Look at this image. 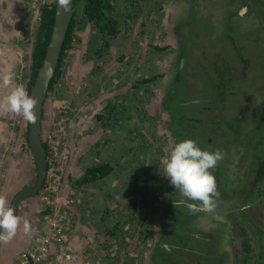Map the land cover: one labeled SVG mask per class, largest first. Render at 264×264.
<instances>
[{
    "label": "rangeland",
    "instance_id": "374dc122",
    "mask_svg": "<svg viewBox=\"0 0 264 264\" xmlns=\"http://www.w3.org/2000/svg\"><path fill=\"white\" fill-rule=\"evenodd\" d=\"M53 1L0 0V72L11 68L17 75L16 83L22 84L27 92L38 22L32 16L39 13L41 5ZM111 1L118 14L117 28L125 34H119L116 46L110 43L109 65L115 64L118 51L127 55L128 61L131 55L135 57L134 68L142 60L137 74L139 88L134 91L135 97L123 96L125 100L119 103L118 112L111 109L114 112L111 119L99 115L105 104H118L121 97L115 94L123 87L122 79L130 77V69L123 68L119 75L113 72L105 82L107 85L99 83L103 70L92 63L96 62V54L102 53L97 50L100 38L91 24L79 20L43 106L40 135L49 153L47 180L20 216H26L37 233L56 225L64 237L60 228L64 223L71 228L72 237L83 238V250L77 247L80 251L75 254L72 250V255L77 257L75 264H152L150 253L158 240L157 220L161 211H168L163 187L172 186L165 176L163 161L174 146L159 133L164 122L159 108L162 88L172 85L171 90L179 99L188 101L198 97L200 103L196 106L199 109L188 105L177 111L176 116L186 113L209 123L223 120L221 124L227 122L229 132H234L235 114L245 118L246 130L238 128L233 135L236 133L235 139L239 141L240 133L246 134V139L241 140L246 149L243 150L244 145L241 149L238 144H231L227 154L225 143L230 139L225 137L219 138L217 147L224 153L222 163L226 162L231 173L235 172L233 185H227V189L241 191L225 202L220 196L216 198L218 207L198 218L199 229L195 232L217 240L213 244L215 264H247L240 241L249 237L257 241L264 235L261 232L264 188L260 196L255 195L254 188L251 200L243 196L246 186L248 191L252 188L247 183V157L254 151L264 152V0L257 6L252 0ZM81 3L79 0L80 11ZM78 15L81 18V13ZM24 20H29L31 25L26 33H21ZM101 56L105 58L104 53ZM242 71L245 77L241 76ZM247 76L257 78L248 90ZM222 77L243 88L230 94L237 103L221 101L222 94L228 98V93H220L210 82ZM9 91L0 87V100ZM115 120L112 125L108 123ZM26 133V120L0 111V165L4 166L0 172V182L4 184L1 192L10 190L9 176L14 177L17 171H6L10 163L19 160L20 151H27L28 171L32 170L30 173L34 175L31 155L24 147ZM104 163L112 166L107 176L71 188L70 180L76 179L85 168ZM213 172L216 175L217 171ZM141 180L147 184L143 193H139ZM243 199L246 203L240 207ZM59 217L64 218L61 224L54 220ZM242 227L246 229L244 235L240 231ZM33 231L29 235L35 240L39 235ZM18 237L17 234L7 245L0 244L2 264H16L25 250L26 247L16 256L19 246H16L18 250L11 249L15 248Z\"/></svg>",
    "mask_w": 264,
    "mask_h": 264
},
{
    "label": "trees",
    "instance_id": "16d2710c",
    "mask_svg": "<svg viewBox=\"0 0 264 264\" xmlns=\"http://www.w3.org/2000/svg\"><path fill=\"white\" fill-rule=\"evenodd\" d=\"M80 9L83 13V16H85L90 23L94 24L98 31L102 33V35H114L115 33H117L118 21L116 20V18L118 17V14L114 13L115 8L109 0H82ZM44 13L47 14L44 15L45 18L43 20V28H45L46 32L48 33L51 29V24L53 20V9H51L50 11L44 10ZM72 24L73 18L70 19L65 40L60 53L59 62L61 60L65 47H67V45L72 39ZM45 38L47 39V34L45 35ZM229 38L231 40V45H233L234 42L232 41V38ZM45 42L43 43L40 41L36 44V48L33 53V57L34 60H36V63L33 67L32 78L35 76L36 70L39 67V63L44 54ZM58 66L54 73L55 76L52 80L51 85L53 84L56 76L59 73ZM177 69L179 70V68ZM240 73H242L241 76L245 75L244 71ZM178 79L179 78H176V80ZM222 79L223 77L220 80L210 81L214 86H216V88H218L216 90H219L220 93H228V98H226V96L222 94L221 101H225L227 99L232 101L233 104L237 103L234 101L235 97L230 96V94H233L232 92L234 90L236 92H241L242 87H235V85L233 84L235 81H233L232 83L230 80L227 81ZM217 82H219L220 84H218ZM228 88H230L231 91L228 90ZM234 118L237 121H235ZM232 119V126L234 127V132L238 131V128L246 130L245 118H240L237 114H235ZM212 120H215V118H213ZM222 121L215 120L211 123L206 122L205 120H198L194 122H181V124L184 123L183 125L190 124L193 126L194 129H196L195 133L194 131L192 132L194 136L189 135L185 139L196 140L202 150L215 151L219 146V138L225 137L230 139L229 143H225V151L227 152V154L228 148L231 144H238L237 147H241L242 149L244 144L241 145V140L246 139V134L244 135L241 132L240 135L242 137L239 141H237L235 139L236 133L233 135L234 132H229L227 130L228 127L226 126L227 122L222 125ZM222 126L225 129H223ZM206 128H208V133L204 134L201 139L197 138L196 135L201 131H205ZM220 130L223 131L219 132ZM187 133L188 132L183 134L177 133V135L181 136L182 139H184ZM208 138H211V143L212 141H214L215 138L216 144H208ZM245 149L246 146L244 145L243 150ZM247 159L249 161H247V183L251 185L252 188L248 191V188L246 186L247 192L243 196L251 200L250 197H252L253 195H251L250 193L254 188L256 191V196H260V193L264 188V152L260 154L259 151H254L251 157L248 156ZM111 170L112 166L109 163L96 164L85 168L81 175H78L76 179L70 180L71 188L101 180L102 178L107 176ZM213 170L217 171L216 175L214 174ZM213 170L211 171L213 172L216 178L217 189L219 192H221L219 196L220 199H223L222 202L227 201L230 196L235 197L238 193H240L241 190L239 188H235V190L227 189V185H233V176L235 175V172L231 173V170L227 168L226 162L224 164L222 163V161L218 162L216 168ZM250 174L252 175V177L250 176ZM163 188L164 193L166 195V199H164V204L167 206L168 211H161V215L157 220L158 240L154 245V249L150 253L151 261L154 264H215V260L217 259V257L214 255L213 244H217V240H211V235H206L204 232H202L204 234H196L195 232V230L199 229L198 218L203 215V213L206 214V212L190 214L187 208L184 206H177L175 208L174 203L181 199L179 192L175 190L174 186H164ZM146 189L147 184L144 180H141V182L139 183V193L146 192ZM170 192H173L174 194H171ZM243 201L244 204H242L240 207H243L245 205L246 199H243ZM218 204L219 202L216 199V206L214 211L218 207ZM245 230L246 229L244 227L240 229L242 235L245 234ZM263 230L264 228L261 229L262 234H264ZM240 243L242 249L244 250L243 256L247 264H264V235L259 236L257 241L251 240L250 237L247 238V240L245 238H242Z\"/></svg>",
    "mask_w": 264,
    "mask_h": 264
},
{
    "label": "flooded vegetation",
    "instance_id": "af4514ba",
    "mask_svg": "<svg viewBox=\"0 0 264 264\" xmlns=\"http://www.w3.org/2000/svg\"><path fill=\"white\" fill-rule=\"evenodd\" d=\"M78 1L79 0H73L72 1V4H71V13H72L71 19L73 18V24L71 26L72 27V32L78 26V21L81 20V19H84L85 22H86V25H90L91 24L93 26V28L95 29L96 34L100 38L99 39L100 45L97 48V50H100V52H102V53H97L96 54V58H94V61H96V62H93L92 61L93 62L92 64L93 65L95 64V66L97 67V69L103 70V72H102V78L99 80V83L105 84V82L108 80V76H111L113 74V72H115V73H117L119 75L121 73L120 71H123V68H125L124 70L130 69L129 70L130 77L129 78H126V79H124V78L122 79V81L124 82L123 87L121 86L122 88L117 89V93L115 94L116 97H121L118 100L119 102L118 101L116 102L118 104H115V102H114V104L113 103H111V104L110 103L109 104H105L104 105V108H102L103 110L101 109V111H99L100 112L99 115L101 117L103 116V117L106 118V117L109 116V118L111 119L113 117V115H114V112H118V110L120 109L119 103H122L125 100V98L123 96H127V95L130 96L129 94H132V96H134V91L138 90V88H139V85H138L139 84L138 83L139 80L137 78L138 77L137 74H138V72L140 70V65L143 64V61L141 60L140 61V64H137L136 68H134L132 61H133V59H135V57L133 55L129 54V56L131 55L130 56L131 61H128L127 60V58H128L127 55H125L123 53H122L123 55H121V53H119L120 51H118V52H116L117 57H116L115 64H110L109 65V63H110V61H109L110 57H108V49H109V47H111L110 46L111 45L110 43H113L114 42V44L116 46L118 44V41H119V34H121V33L125 34V31L124 30H120L119 28H117V33H115L114 35H102V33H100L98 31V29L96 28V26L94 24L90 23L87 20V18L85 16H83L82 11L79 10ZM109 1L111 2V4H113V1H111V0H109ZM81 2H82V0H81ZM252 2L255 5L256 4L258 5V4H261L262 0H252ZM113 7H114V5H113ZM72 8H73V10H72ZM51 9H53V20H54V10H55L54 1H53V3H50L49 5H46V6H42L41 5L39 7V9H38L39 10V13L38 14H35L34 16H32V18L34 17L36 20H38V22H37V25H36L37 27H36V34H35V44H34V47H33V51L31 53V57H32V65H31V69H30L31 74L29 75V81L27 82V84H28L29 87L32 84L33 79L35 77L34 76L32 78V71H33L34 64L36 63V60H34V57H33V53H34V50L36 48V44L39 43L40 41L44 43L45 40H46V42H45V47H46V44L49 41V38H50V35H51V32H52L53 20H52V24H51V29H50V31L48 33L46 32L45 28H43V20L45 18L44 15L47 14V13H44V10L50 11ZM78 12L81 13V18H79L80 16L78 15ZM114 13H117V11L115 10ZM128 13L131 14V11L129 10ZM147 21L149 22V19L148 18H147ZM9 22H10V19H9ZM29 25H31L30 21L29 20H24V22L22 23V27H21L22 29L20 28V32L21 33L22 32L23 33H26V29H27V27H29ZM148 28H149V25H148ZM46 34H47V39L45 38V35ZM72 38H73V36H72ZM114 44H112V45H114ZM65 50H66V47H65L64 51ZM64 51H63V53H64ZM44 52H45V48H44ZM93 53H96V50ZM103 53L105 55V58H103V56H101ZM124 55H125V57H124ZM43 56H44V54H43ZM43 56H42V58H43ZM42 58H41V61H42ZM102 59H103V61H102ZM41 61L39 63V66L41 64ZM136 61H137V59H136ZM181 67H182V65H181ZM164 68H166V66H164ZM248 69H249V67L247 65V70ZM179 71H180V69L178 70V72ZM36 72H37V70H36ZM54 76H53V79H54ZM254 77H256V76H254ZM149 79H151V78H149ZM256 79L257 78H251V77L248 78V76H247V90L249 88L253 87V82L252 81H254ZM120 80H121V78H120ZM174 80H176V78ZM148 82L150 83L151 80H147V83ZM29 83H30V85H29ZM51 83H52V81H51ZM51 83H50L49 89L52 86ZM176 83H177V81L174 82V85ZM105 85H107V84H105ZM249 85H250V87H248ZM171 87H172V85H171ZM171 87L168 86V85H165L162 88V94H161L162 100H160V106H159V108H160L161 114L164 116V122L161 125L162 128L159 127V130H160L159 133H160L161 137H164V138H162L164 141L167 138L168 140H170L171 146H174L177 142L183 140L181 136L177 135V133L183 134V133L188 132L187 135H186V137H184V139H185L189 135L194 136L192 132L194 131V133H195V131H196V129H194L192 125H190V124L183 125L184 123L181 124V122H185V121L194 122V121H198L199 120V119H197L195 117H192V116L189 117L184 112H183L184 113L183 116H180V117L179 116H176L175 113L177 111H182L188 105L190 107H193L194 109H196L197 108L196 106L200 105V103H199L198 97L193 98V99L188 100V101L187 100H181V99H179L178 98V95L175 94L171 90ZM258 95H260V94H258ZM262 97H264V95ZM244 101H246V106H247V98H245ZM109 106H110V108H109ZM112 108L115 109L114 112L111 111ZM197 109H199V108H197ZM246 109H247V107H246ZM116 117H117V115H116ZM161 119H163V118H161ZM113 122H116V120L115 121H109L108 123H110V125H112ZM219 132H222V130H220ZM207 133H208V128H206L205 131L199 132L196 136H197V138L201 139V137H203V135L204 134H207ZM25 141H26V146H24V147L26 148V150L28 149V151H29V153L31 155V158H32V160L30 161V164L32 162L33 165H34V175L30 173L32 170H29L28 171L29 164H28V159H27V155H26L27 151H25L23 153L20 151V154H19V157H18L19 160H17L16 163H13V164L10 163L9 166H8V168H7V171H6V172H9V173L12 170L17 171V173L14 175V177H12L11 174L9 176L8 182L10 183V185H9L10 190H7L5 192L3 190L1 192L2 185H3V188H4V184H3V182H0V193L1 194H5L7 192L5 195L7 196V199H8V202H9V205L10 206H11V203H12L14 197L16 196V194H18L19 192H22L25 189H27V190L29 189L30 190L33 187V184H34L35 179H36L35 161H34V158H33L32 154H31V151H30V149L28 147L26 137H25ZM207 143L208 144L211 143V138H208V142ZM214 143H215V138H214V141H212L211 145H214ZM43 146H44L43 154H44V157H45L46 163H47L44 181H43L41 187L35 193L31 194V196L27 197L26 199L21 200L17 204L16 210H15V212H16L17 215H20L21 213L23 214L22 209L24 210L25 207H28L30 205V201L35 200V198H37L38 194L41 192V190L45 186V182H46L47 176H48V166L50 164L48 162V160H49V153L47 151L46 146L43 144L42 145V148H43ZM5 149L6 148L1 149V151L3 152ZM2 162H4V161H2ZM33 165L31 164V166H33ZM2 170H4V166H2V164H1L0 165V172ZM28 172L30 173V175L28 174ZM161 191H163L162 188H161ZM49 232H50V229H46L45 233L48 236H50V233ZM45 233H44V235H45ZM39 236H41V235H39ZM33 240L34 239L29 238L28 239L29 242H27L25 244V246L23 247V249L27 245H29ZM64 242H65V237H62L61 238L60 243L52 242V245L48 247L47 253L44 255L43 261L41 263H43L44 260L46 259V257H49L52 253L54 255L52 259H53V261L55 263L58 262V264H59V261H60L59 259H60L61 256L64 257L62 259H65V260L69 259L70 258L69 255H67L65 253L61 255L62 252H57V253L54 252V249H56L57 245L60 246V244H62ZM153 249H154V247L151 249V251ZM152 264H154V263H152Z\"/></svg>",
    "mask_w": 264,
    "mask_h": 264
},
{
    "label": "clouds",
    "instance_id": "9594fccd",
    "mask_svg": "<svg viewBox=\"0 0 264 264\" xmlns=\"http://www.w3.org/2000/svg\"><path fill=\"white\" fill-rule=\"evenodd\" d=\"M61 5L68 0H58ZM17 75L11 68L0 72V87L10 89L0 100V111L14 113L29 123L35 124L37 99L29 96L22 84H17ZM224 159L221 149L202 150L194 139L177 142L163 161L165 176L179 192L181 199L174 207L184 206L190 214L214 211L216 198L220 193L216 178L211 170ZM25 235L33 231V226L26 216L17 215L9 205L7 196L0 194V244H9L21 230Z\"/></svg>",
    "mask_w": 264,
    "mask_h": 264
},
{
    "label": "water",
    "instance_id": "95a60500",
    "mask_svg": "<svg viewBox=\"0 0 264 264\" xmlns=\"http://www.w3.org/2000/svg\"><path fill=\"white\" fill-rule=\"evenodd\" d=\"M72 1L73 0H68L67 4L61 5L58 0H54L55 10L52 32L49 41L46 44L41 64L29 87V96L36 98L38 101L34 110L37 116V121L35 124L27 122L26 134L27 144L35 161L36 179L30 190L25 189L16 194L11 203V207H13L14 210H16L17 204L21 200L26 199L31 196V194L35 193L44 181L47 163L43 154V142L40 135L43 106L50 83L59 63L60 53L72 15Z\"/></svg>",
    "mask_w": 264,
    "mask_h": 264
},
{
    "label": "crops",
    "instance_id": "0c3cea01",
    "mask_svg": "<svg viewBox=\"0 0 264 264\" xmlns=\"http://www.w3.org/2000/svg\"><path fill=\"white\" fill-rule=\"evenodd\" d=\"M233 1V0H232ZM195 11V10H194ZM197 13V12H196ZM201 15H202V13H200ZM221 22H223L224 21V17H223V13L221 12ZM64 220V218H61V217H59V218H57V219H54V220H58V223L59 224H61V222H63V220ZM60 221V222H59ZM60 228L62 229V231H63V233H64V237H65V242L62 244V245H60V246H58L57 245V247H56V249H54V252H61L62 250H63V252L61 253V254H67V255H69V259H67V260H65V259H63V260H61V259H59L60 261H59V264L60 263H63V264H75V263H77V257H75L74 255H72V250H73V252H74V254L75 253H77V252H79L80 250L79 249H81V250H83V246H82V244L84 245V243H85V240L83 239V238H79V236H76V238H74V237H72V235H71V228H68V225H65L64 223H63V226H62V224L60 225ZM45 231H46V229H44L42 232H40V233H37V232H35V231H33L36 235L38 234V235H44V233H45ZM76 231H78V229H76ZM76 231H74V234H76ZM18 234V238L17 239H19L17 242H16V245H15V248H11L12 250H14V249H16V250H18L17 249V247L16 246H19V250L15 253L16 254V256H17V254H18V252L21 250V249H23V247H22V245L23 246H25V243L28 241V239L30 238V235H25L24 233H23V231H22V226H21V230L17 233ZM34 234V235H35ZM46 234V233H45ZM24 239V240H23ZM20 240H22V241H20ZM22 243V244H21ZM77 247L79 248V249H77ZM55 248V247H54ZM53 253L49 256V257H46V259L44 260V262L43 263H41V264H58V262L57 263H55L54 261H53ZM91 256V255H90ZM1 259V258H0ZM71 259V260H70ZM15 263V262H14ZM0 264H2V260H0Z\"/></svg>",
    "mask_w": 264,
    "mask_h": 264
},
{
    "label": "built area",
    "instance_id": "2783aa9c",
    "mask_svg": "<svg viewBox=\"0 0 264 264\" xmlns=\"http://www.w3.org/2000/svg\"><path fill=\"white\" fill-rule=\"evenodd\" d=\"M50 236L47 234L39 236L33 240L29 246L19 254L16 264H40L43 261L47 249L52 242L60 243L63 237L60 229L53 225L50 230Z\"/></svg>",
    "mask_w": 264,
    "mask_h": 264
}]
</instances>
